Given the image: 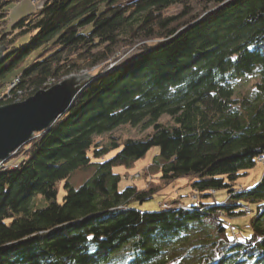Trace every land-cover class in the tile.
I'll list each match as a JSON object with an SVG mask.
<instances>
[{
    "label": "trees",
    "instance_id": "trees-1",
    "mask_svg": "<svg viewBox=\"0 0 264 264\" xmlns=\"http://www.w3.org/2000/svg\"><path fill=\"white\" fill-rule=\"evenodd\" d=\"M15 1L0 0V105L92 76L0 167V264H264V170L237 185L264 162V0H43L8 26ZM124 125L150 131L112 135ZM149 152L143 188L114 172ZM190 175L187 207L136 209ZM246 207L249 232L229 234Z\"/></svg>",
    "mask_w": 264,
    "mask_h": 264
},
{
    "label": "rangeland",
    "instance_id": "rangeland-1",
    "mask_svg": "<svg viewBox=\"0 0 264 264\" xmlns=\"http://www.w3.org/2000/svg\"><path fill=\"white\" fill-rule=\"evenodd\" d=\"M42 5H43V0H35V1H33V0L32 1L31 0H18V1L11 3V5L9 7L8 16H7V21L9 24L8 26H10L11 23L16 21L18 18L39 9L40 7H42ZM173 9H171V11ZM27 40H28V36L23 35V36L18 38V40L16 41L15 44L20 45V44L25 43ZM36 53H37L36 49L33 50L31 53H29V55L25 58V63H28L30 61V59ZM133 53H135V52L133 51ZM85 73H88V72H82L80 74L83 75ZM256 81H257V79L253 76L252 77H245V78L241 79L239 81V83L237 84L238 94L239 95L250 94L253 90V86H254V83ZM16 83H17V79H15L14 85ZM11 85L8 87V89L5 91V93L9 92ZM13 87H11V88H13ZM0 99L4 100L2 97ZM160 121L164 124H172V120L168 116H163ZM149 131H150V128H146V127L144 128L141 125H139L137 127H133L130 125H124V126L118 127L116 130H114L112 132V135L117 136L120 139H125L128 137H141V136H144L145 134H147ZM108 138H109V134H105V135L100 136V138L98 139L99 143L104 144L105 142L108 141ZM156 150H157L156 148H153V152H155ZM151 155H152L151 152H149L144 159L137 161L135 163L134 167L131 169L125 170L122 167H119V168H115L114 172L118 173L123 178V180L125 182H128V183L133 182L138 188L141 189L145 186V184H146L145 180L147 179V177H144L142 175V172H144L147 169V165L149 163ZM263 170H264V162L259 160L258 158H256L255 164L251 168L247 169L246 173L241 174L237 178V185L241 186L243 188H249V187L253 186L260 179ZM90 173H91L90 170H85V169L84 170H77L76 172H74L72 174V176L70 178V183H72L74 186H78L90 175ZM148 178H150V177H148ZM193 178L194 177L192 175L183 177L181 184L176 185L174 187L173 191L171 190L167 196L160 198L154 202H150V203L147 202V203L142 204V205L137 204V206L139 208H136V209L140 212H144L146 208H149L152 206H154L155 208L163 207V204L167 205L168 207H171V208H163V209H174V208L177 209L178 207H187V206H185L186 204L184 203V201H180V198L177 197L175 192H177L179 189H184V187H186V185H188ZM150 179H152V178H150ZM121 186H123L122 183H121ZM63 195H64V189L61 185L59 187L56 200L58 202H61ZM226 195H227L226 191L218 192V194L216 196L217 200L222 201L226 197ZM249 220H250L249 212L247 213L246 211L244 212L243 215H239V216L230 218L229 219L230 224L228 227L229 234L234 233L235 236L238 237V234H239V236H243L244 234L248 233L250 230Z\"/></svg>",
    "mask_w": 264,
    "mask_h": 264
},
{
    "label": "water",
    "instance_id": "water-1",
    "mask_svg": "<svg viewBox=\"0 0 264 264\" xmlns=\"http://www.w3.org/2000/svg\"><path fill=\"white\" fill-rule=\"evenodd\" d=\"M4 51L5 47L0 46V61ZM80 73L22 101L0 105V160L9 158L34 133L46 129L71 106L92 76Z\"/></svg>",
    "mask_w": 264,
    "mask_h": 264
},
{
    "label": "built area",
    "instance_id": "built-area-1",
    "mask_svg": "<svg viewBox=\"0 0 264 264\" xmlns=\"http://www.w3.org/2000/svg\"><path fill=\"white\" fill-rule=\"evenodd\" d=\"M17 82H18V80H17ZM14 86V82L12 83V85H11V87H13ZM8 159V158H7ZM6 159V160H7ZM6 160H0V167H2V166H4L5 165V162H6ZM161 203V202H160ZM136 208H139L137 205L135 206ZM159 209H163V208H171V207H168L167 205H165V204H163V207H158ZM178 208H183V207H178ZM175 209V208H174ZM245 211L248 213L249 212V210H248V208L246 207L245 208Z\"/></svg>",
    "mask_w": 264,
    "mask_h": 264
}]
</instances>
